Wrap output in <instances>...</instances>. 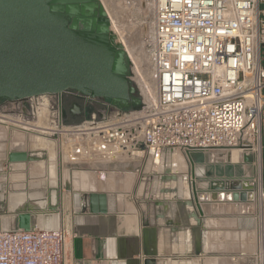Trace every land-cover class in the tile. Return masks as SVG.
<instances>
[{"label":"built area","instance_id":"1","mask_svg":"<svg viewBox=\"0 0 264 264\" xmlns=\"http://www.w3.org/2000/svg\"><path fill=\"white\" fill-rule=\"evenodd\" d=\"M143 1L151 32L141 73L133 79L131 65L129 77L139 109L65 91L20 100L23 112L8 121L32 129L26 132L67 136L61 158L75 169L138 162L135 171L141 173L146 156L156 164L164 151L192 156L239 150L261 160L264 0ZM65 98H80L91 115L81 124H64ZM254 193L261 207L255 264H264V187ZM69 235L64 225L0 231V264H65Z\"/></svg>","mask_w":264,"mask_h":264},{"label":"crops","instance_id":"2","mask_svg":"<svg viewBox=\"0 0 264 264\" xmlns=\"http://www.w3.org/2000/svg\"><path fill=\"white\" fill-rule=\"evenodd\" d=\"M7 137L8 154L12 151L36 152L37 147L43 151L38 136L33 137L24 130L11 129ZM46 143L53 146L51 140ZM191 157L195 163L207 168L209 181L226 180L224 175L228 165L213 164L214 159L222 158L212 154ZM189 158L178 152L164 151L157 165L151 156H146L141 173L135 171L138 162L128 167L125 162H119L98 169L90 166L89 172L74 171L72 179L77 188H73L72 193L82 195L79 213L74 211L72 198L61 204L58 211L54 208L56 202L50 198L52 192L45 196L43 192L27 191L39 183L28 182V163L8 162V175H3L0 180L7 186V191L0 193L4 197L0 201V231L18 230L17 215L20 212L11 211L8 200L12 192L24 193L25 197L38 194L41 209L34 210L29 204L24 210L32 215V229L55 230L61 225L67 228L70 235L66 242L65 264H146L147 260L150 264H245L244 230L252 205L231 201L201 203L206 215L198 217L202 220L199 224L193 215L197 211L191 206L188 182L184 181L190 178ZM53 161L50 157L42 166L35 162L33 173H43L45 167L47 177L55 179L57 173L51 164ZM151 163L157 168L153 172L148 166ZM53 169L54 175L50 177ZM174 177L178 180H173ZM63 182L64 179L62 185ZM90 194L107 195L106 214L91 212ZM205 196L210 198V193L205 192ZM54 211L60 216L57 221L51 215ZM41 215L43 217L35 224V216ZM230 226L237 230L231 258L228 257Z\"/></svg>","mask_w":264,"mask_h":264},{"label":"water","instance_id":"3","mask_svg":"<svg viewBox=\"0 0 264 264\" xmlns=\"http://www.w3.org/2000/svg\"><path fill=\"white\" fill-rule=\"evenodd\" d=\"M130 74V57L118 43L101 0H0V102L75 91L103 98L120 109H139L141 100ZM189 157L190 178L184 181L199 224L198 217L206 215L201 203L225 202V194L231 195L228 202L255 201L251 179L240 177L233 164L225 162L226 180L209 181L207 168ZM46 160L45 152L8 154L9 164ZM72 199L79 213L81 193L74 192ZM88 202L92 213L108 212L106 194H90ZM17 217L16 229L32 230L30 212L23 210Z\"/></svg>","mask_w":264,"mask_h":264},{"label":"rangeland","instance_id":"4","mask_svg":"<svg viewBox=\"0 0 264 264\" xmlns=\"http://www.w3.org/2000/svg\"><path fill=\"white\" fill-rule=\"evenodd\" d=\"M103 1L107 3L108 9L111 12L112 18L115 19V21L119 23L120 28L123 29V31L117 30L118 33L117 32L115 33L113 30L112 31L117 37L118 43L122 41V43H124L123 44L124 47L125 45L128 47L130 54L132 55L133 60H134V62H132L133 60L131 59V65L133 64L132 65V70H133L132 77L133 79L137 80V74L141 73V66H142V59H143V47H144V44L147 43L150 37V32H151L150 10L143 0H103ZM0 117H1L0 121L1 120L5 121V123L0 122V180H2L1 178L3 177V175H8L7 172H8L9 164H8L7 155L9 151V146H8L7 136H9L11 129H14V130L16 129L22 130V129L17 126L14 127L13 126L14 123L7 121L9 118L11 119L14 118L12 115L4 114L0 112ZM6 129H8V131ZM28 133L32 135L33 137L40 136V137H44L52 141L53 146L50 147V145L46 143V140L42 141V140H39V138L37 137V141L40 145H42L43 151L41 149L38 150V147H37L36 152H38L39 154L45 152L47 155V159H49L50 157L51 159L52 158L54 159V161L51 164L54 165L57 174L55 176V179H49L46 173L44 172L45 167H43L42 169L44 170L43 173H40V174L33 173V167L36 166L37 164L28 163L27 164L28 182L33 185L37 182L39 183H37V185L32 186V189L30 190L28 188L27 191H29L30 193L43 192L45 196H48L50 192H54L55 202H56L55 203L56 206L54 208L59 211L61 204L63 203L65 204L67 200L72 198L73 188H77V186L75 185L72 179V173H74V171L89 172L92 169L90 168V166H86V165L77 167L75 169L74 166H70L62 160L60 145L61 144L66 145V142L68 139L67 136H65L64 134L60 136L59 135L47 136L39 132H28ZM262 145L264 148V120H263ZM212 155L214 157L222 156L221 154H214V153ZM245 158H248V161H245ZM213 162H214L213 163L214 165L216 163H219L218 165H225L226 164L225 162H228L229 164H233L229 160V157H226V155H225V159H222V160L214 159ZM43 163H46V161L39 162L41 166L43 165ZM260 164H261V168L259 169L258 164H257L256 155H254V156H249V157L244 156L242 157V159H240V161L237 164H233V165L236 167L237 172L240 175V177L246 176V179H249V178L251 179V183L254 185L256 189V187H258L260 182H261V187L263 186V172H264L263 158H261ZM148 166L151 169V172L157 169L156 166H154L152 163L151 165H148ZM66 172H68L67 173L68 176H66ZM53 175H54V169L52 170V172L49 173L50 177ZM62 179H64L63 185H62ZM53 180L55 181L54 184L52 183L54 182ZM41 183L43 184L41 185ZM20 187L21 186H19L18 188ZM6 189H7L6 184L2 185L0 183V193L3 192V190L7 191ZM227 195L228 196L224 197L226 201L229 200L228 197L231 198L230 194H227ZM29 198L39 200L40 195L30 194ZM22 201H23V197L15 196L12 199V208L17 211L20 210V208L23 205ZM251 205H252L251 216H250V219L249 218L246 219L245 230H244V251H245L244 262L245 264H255V254H258L260 246H261L260 245L261 244L260 243L261 242V234H260L261 232H260V229L256 221V215L260 213L261 207H259V202H258V199H256V197H255V201ZM236 237H237V230L236 229L232 230L230 226V230L228 233V242H229L228 243V257L229 258L233 256V250H234L233 248L236 244Z\"/></svg>","mask_w":264,"mask_h":264},{"label":"bare ground","instance_id":"5","mask_svg":"<svg viewBox=\"0 0 264 264\" xmlns=\"http://www.w3.org/2000/svg\"><path fill=\"white\" fill-rule=\"evenodd\" d=\"M101 2H102V4L104 5V7H105V9H106V12L109 14V18L111 19V25H112V30L116 33L117 32V30H122L123 31V29H121L120 28V25H119V23L118 22H116L115 21V19H113L112 18V16H111V12L109 11V9H108V5H107V3H105L103 0H101ZM114 20V21H113ZM119 25V26H118ZM120 28V29H119ZM118 33V32H117ZM120 33V32H119ZM120 36V35H119ZM122 39V38H121ZM123 40V39H122ZM120 42V41H119ZM122 45L124 44V43H122V41L120 42ZM125 49H126V51L128 52V55H129V57L133 60V57H132V55L130 54V51H129V49H128V47L125 45ZM132 62H134V60L132 61ZM133 65V64H132ZM137 68V67H136ZM138 70V69H137ZM139 75V74H138ZM1 118V117H0ZM3 118V117H2ZM7 120V119H6ZM8 121V120H7ZM0 122H3V123H5V121H3V120H1ZM7 123V122H6ZM13 123V122H12ZM11 123V124H12ZM8 124V123H7ZM10 124V123H9ZM13 126L14 127H19L18 126V124L17 123H14L13 124ZM13 127V128H14ZM24 130H32L31 128H29L28 126H26V127H22ZM33 130H37V129H33ZM42 134H47V133H44V132H42ZM38 138H39V140H49V139H47V138H44V137H40V136H38ZM50 141V140H49ZM4 149V148H3ZM175 154H177V153H175ZM174 154V155H175ZM214 154H219V153H214ZM173 155V156H174ZM176 158V157H175ZM219 158H222V159H225V156H220ZM256 158H257V164H258V168L260 169L261 168V164H260V158L256 155ZM229 159L231 160V162L233 163V164H237L239 161H240V159H242V154H241V152L239 151V150H233L232 152H231V154H230V157H229ZM50 171H51V169H50ZM49 172V171H48ZM54 183V182H53ZM259 183V182H258ZM260 188H261V182H260V184L258 185ZM15 196H21V197H23L24 199H23V205H22V207L20 208V210H14L13 208H12V199L15 197ZM25 196H27V195H25L24 193H15V192H12L9 196H8V200L10 201V208H11V211H13V212H21V211H23L24 210V208H25V206L27 207L29 204L34 208V210H38L39 208L41 209V203H39L38 201V199L36 200V199H33V198H29V196L28 197H25ZM52 197V202H54L55 201V193L54 192H52V194L50 195V198ZM256 197V196H255ZM3 195H0V201L1 200H3ZM21 201V200H20ZM29 202V203H28ZM54 204V203H53ZM16 207V206H15ZM17 208V207H16ZM38 213L40 212V211H37ZM52 215V217H53V219L55 220V221H57L59 218H60V216H59V214L56 212V211H54V213H52L51 214ZM40 217H43L42 215L41 216H35V224L39 221V218ZM42 227V226H41ZM261 234V233H260Z\"/></svg>","mask_w":264,"mask_h":264},{"label":"flooded vegetation","instance_id":"6","mask_svg":"<svg viewBox=\"0 0 264 264\" xmlns=\"http://www.w3.org/2000/svg\"><path fill=\"white\" fill-rule=\"evenodd\" d=\"M80 98H65V103L63 106V123L66 125L79 124L87 119L92 110L83 109L81 106ZM24 107L22 106V101H2L0 102V111L4 114H10L16 116L23 112Z\"/></svg>","mask_w":264,"mask_h":264},{"label":"trees","instance_id":"7","mask_svg":"<svg viewBox=\"0 0 264 264\" xmlns=\"http://www.w3.org/2000/svg\"><path fill=\"white\" fill-rule=\"evenodd\" d=\"M262 158H263V165H264V148H263V156H262ZM263 187H264V172H263Z\"/></svg>","mask_w":264,"mask_h":264}]
</instances>
